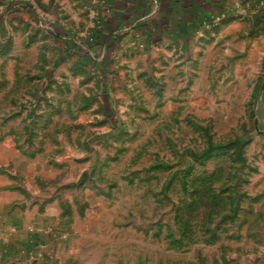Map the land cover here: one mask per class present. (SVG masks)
I'll use <instances>...</instances> for the list:
<instances>
[{
    "label": "rangeland",
    "instance_id": "1",
    "mask_svg": "<svg viewBox=\"0 0 264 264\" xmlns=\"http://www.w3.org/2000/svg\"><path fill=\"white\" fill-rule=\"evenodd\" d=\"M102 1L0 0V155L45 263L264 264V58L201 77L116 57L92 45ZM84 53L110 74L77 69Z\"/></svg>",
    "mask_w": 264,
    "mask_h": 264
},
{
    "label": "crops",
    "instance_id": "2",
    "mask_svg": "<svg viewBox=\"0 0 264 264\" xmlns=\"http://www.w3.org/2000/svg\"><path fill=\"white\" fill-rule=\"evenodd\" d=\"M101 4L95 28L112 34L116 57L126 43L150 63L183 58L201 77L214 63H221L218 73L222 61L264 58V33H250L258 12H264V0H103ZM12 152L3 149L0 155H10L9 163L0 162V264H48L44 257L53 245L47 228L36 222L39 215L21 200L22 193L29 198L30 188L17 181L16 175L22 173L13 168L17 166L12 164Z\"/></svg>",
    "mask_w": 264,
    "mask_h": 264
},
{
    "label": "trees",
    "instance_id": "3",
    "mask_svg": "<svg viewBox=\"0 0 264 264\" xmlns=\"http://www.w3.org/2000/svg\"><path fill=\"white\" fill-rule=\"evenodd\" d=\"M99 23H97L98 25ZM115 28H112L113 31H115ZM111 35L112 34H106L102 33L99 29H96L93 31L92 34V45H95L96 47H102L103 50H106L108 53L112 52L113 50V44H111ZM113 45V46H111ZM109 46V47H108ZM75 47V46H74ZM78 47H76L77 49ZM78 59L75 60L74 66L79 70H92V69H100L102 72L106 74H110L108 66L112 62L109 58H103L100 61H96L92 56H90L87 53L78 55Z\"/></svg>",
    "mask_w": 264,
    "mask_h": 264
}]
</instances>
